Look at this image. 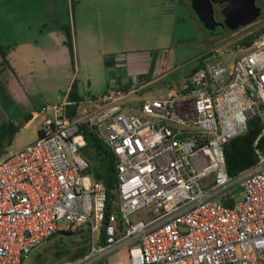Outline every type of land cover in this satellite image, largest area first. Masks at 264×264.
<instances>
[{"label": "built area", "instance_id": "obj_1", "mask_svg": "<svg viewBox=\"0 0 264 264\" xmlns=\"http://www.w3.org/2000/svg\"><path fill=\"white\" fill-rule=\"evenodd\" d=\"M257 31L232 62L204 60L174 89L42 101L37 137L0 156V264H23L58 231L81 229L89 250L70 264H108L102 258L118 249L114 264H264V28ZM255 118L257 160L231 177L224 145ZM82 124L115 155L112 201L82 154Z\"/></svg>", "mask_w": 264, "mask_h": 264}, {"label": "rangeland", "instance_id": "obj_2", "mask_svg": "<svg viewBox=\"0 0 264 264\" xmlns=\"http://www.w3.org/2000/svg\"><path fill=\"white\" fill-rule=\"evenodd\" d=\"M40 1L29 0L24 11L31 24L23 35L31 40V49H26L16 61L20 79L12 77L8 69L0 74V127L8 121L20 125L5 153L37 137L41 117L34 112L36 105L41 99L53 102L57 95L61 98L73 81L78 94L87 96L103 92L119 76L123 81L132 78V84L136 85L138 72H143L150 79L162 77L156 87L174 89L186 81L200 57L211 62H232L238 54L234 50L237 41L264 27V0H256L260 12L254 19L234 30L213 34L193 15L188 0L48 1L54 8L57 5L58 19L70 24L72 64L67 46L56 33L37 32L41 23L51 24L46 10L37 15ZM8 4L7 0H0V30L7 29ZM101 51L107 52L110 61L118 56L121 64H110L108 72L105 71ZM137 102L129 105L135 106ZM27 113H32V117L23 123ZM80 235L76 230L69 234L58 231L34 248L23 264L73 263L57 260L53 249L60 238L74 244ZM120 252L121 249L111 252L102 260L114 264Z\"/></svg>", "mask_w": 264, "mask_h": 264}, {"label": "trees", "instance_id": "obj_3", "mask_svg": "<svg viewBox=\"0 0 264 264\" xmlns=\"http://www.w3.org/2000/svg\"><path fill=\"white\" fill-rule=\"evenodd\" d=\"M194 15V14H193ZM264 28V27H263ZM64 34L65 40L64 44L67 46L69 55L71 58V62L73 61V46H72V33L70 29V25H64ZM226 32V29L225 31ZM223 32V33H224ZM258 31L255 33H251L244 38L237 41L234 45V49L239 47L250 46L251 43L258 35ZM11 48V45L2 43L0 41V74L6 69L10 68L8 63V52ZM204 58L200 57L197 62L192 66L189 71V76L194 72L196 68L203 65ZM73 63V62H72ZM108 66V65H107ZM68 97L70 100H78L82 97L75 90L74 81L71 84L69 89ZM36 105L34 112H36L40 105ZM32 117V113H27L24 116V122H28ZM20 125L15 124L12 121H8L4 123L0 127V156L5 153V148L8 147L14 135L19 131ZM80 131L83 133L86 145L83 148L82 154L88 160L90 168L89 171L93 175L96 180H99L103 183L109 201H112L114 198V194L112 193V189L116 183L115 177V164L116 158L112 150L104 143L96 134L94 130L82 124L80 126ZM259 132V127H249L247 131L241 135H238L232 138L228 143L224 145V155H225V163L227 173L231 177L237 176L242 170L249 168L253 165L257 157L254 153L253 142ZM257 146L264 151V136L260 138ZM109 210V208H107ZM107 210V211H108ZM80 240L76 243H67L63 241V239H59L58 243L54 245L53 254L56 256V259L59 261H67L73 262L84 257L89 250V240L88 235L84 232V229L80 230ZM70 232H65V234H69ZM56 233L53 235L55 236ZM52 236V237H53ZM104 236V230L101 228L99 232V239H102ZM102 264V263H99Z\"/></svg>", "mask_w": 264, "mask_h": 264}, {"label": "crops", "instance_id": "obj_4", "mask_svg": "<svg viewBox=\"0 0 264 264\" xmlns=\"http://www.w3.org/2000/svg\"><path fill=\"white\" fill-rule=\"evenodd\" d=\"M7 1L9 3L8 4V12L9 13L7 14V25H6V23L4 24L7 26V29L6 30H0V36H3V38H1L0 41L2 43H6V44L11 45V48H10L8 55H7L10 68H6V69H8L10 74L12 75V77H14L18 81L20 79V77H19L20 74H19V72L16 71L17 70L16 69V61H18L19 57L22 54H24L26 49H31V40H29L28 38H26L23 35V33H25L26 30H30L29 24H31V23H29L30 21L29 22L27 21L26 13L24 12L26 10V7L28 6L29 0H7ZM48 1L52 2L53 0L52 1L51 0H44V3L42 1L39 2V8H38L39 11H38L37 15L38 14L42 15L43 10H46L47 11L46 17L50 16L49 21L51 22V24L45 25V23H41L39 26H37V28H38L37 32L40 34L46 33L49 35L56 33V35L59 37L60 41H62L61 43L63 45H65L64 44L65 34H64L63 29H64V25H66V23L62 22L61 19H58L57 12L59 10H58L57 5L54 8V5H52L51 3L48 5ZM46 11H45V13H46ZM64 11H65V6L63 7V12ZM111 53H114V52H111ZM115 53H117V52H115ZM100 54L102 57V64L105 67V71H107V72H108L107 65L114 64V65L118 66L121 64V62L118 60V56L114 60L110 61L106 58V56H107L106 51H103V52L101 51ZM116 60H118V61H116ZM138 73H139L138 74V80H139L138 84H136V85L132 84V78H129V79L126 78V81H123L122 78L119 76L116 79V83L115 84L111 83L109 86L106 87L105 90H103V92H106L109 89L127 88L130 86H138V85L142 86V89L140 91L141 95L157 94V93H159V91L162 90V88L156 87V83H158L160 81V79L162 78L161 76L150 79L147 77V75L145 73H143V72H138ZM70 87H71V85L67 87L66 91L63 93L62 96H64L67 92H69ZM103 92H99L97 94H100ZM56 97H57V99L60 98V97H58V95Z\"/></svg>", "mask_w": 264, "mask_h": 264}, {"label": "water", "instance_id": "obj_5", "mask_svg": "<svg viewBox=\"0 0 264 264\" xmlns=\"http://www.w3.org/2000/svg\"><path fill=\"white\" fill-rule=\"evenodd\" d=\"M191 12L197 17L207 31L211 34L234 30L241 24L254 19L260 12L256 0H221L226 2L224 8L220 10L223 20H219L213 9V0H188ZM256 127L259 125L257 118L250 122Z\"/></svg>", "mask_w": 264, "mask_h": 264}, {"label": "flooded vegetation", "instance_id": "obj_6", "mask_svg": "<svg viewBox=\"0 0 264 264\" xmlns=\"http://www.w3.org/2000/svg\"><path fill=\"white\" fill-rule=\"evenodd\" d=\"M212 5H213V9L215 11V15L217 17L219 16L218 19L222 21L223 20V16L220 14V10L225 7L226 2H223L221 0H213V4Z\"/></svg>", "mask_w": 264, "mask_h": 264}]
</instances>
